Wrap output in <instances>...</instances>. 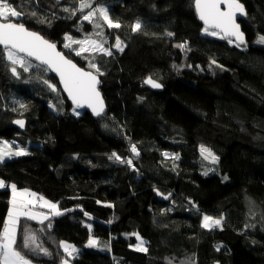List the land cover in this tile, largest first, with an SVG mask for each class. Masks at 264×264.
I'll list each match as a JSON object with an SVG mask.
<instances>
[{
    "label": "trees",
    "instance_id": "16d2710c",
    "mask_svg": "<svg viewBox=\"0 0 264 264\" xmlns=\"http://www.w3.org/2000/svg\"><path fill=\"white\" fill-rule=\"evenodd\" d=\"M240 1L247 10L239 20L247 46L237 48L203 34L194 0H97L119 29L84 21L88 9L63 11L75 0H10L17 10L23 5L37 13L14 21L40 32L84 69L95 72L90 63L100 68L107 105L103 117L87 110L77 116L49 70L31 60L32 69L18 68L16 78L0 60V137L29 150L0 162L7 185L0 188V231L11 184L63 210L52 215L37 203L33 211L49 214L48 220L21 218L20 227L34 230L51 253L22 248L18 236L27 259L61 264L67 254L59 242L66 241L79 249L68 257L72 264H264V44L257 43L264 35V0ZM41 18L47 22L39 23ZM137 20L142 29L132 32ZM66 35L111 46L113 54L77 56L80 45L65 48ZM117 36L123 52L113 47ZM184 41L190 50L175 46ZM211 59L223 68L209 69ZM148 76L163 89L147 87ZM42 81L55 84L57 92ZM18 119L24 129L14 123ZM201 145L218 162L204 160ZM113 152L131 158L135 168L110 160ZM156 190L172 196L164 200ZM205 214L223 216L222 227L203 228ZM134 233L147 240V252L132 247ZM91 235L99 247L87 246Z\"/></svg>",
    "mask_w": 264,
    "mask_h": 264
},
{
    "label": "snow or ice",
    "instance_id": "6c2138e0",
    "mask_svg": "<svg viewBox=\"0 0 264 264\" xmlns=\"http://www.w3.org/2000/svg\"><path fill=\"white\" fill-rule=\"evenodd\" d=\"M38 2V0H27V3L31 4ZM59 4L60 0H56ZM226 4V9H221V4ZM75 7H65L63 11L69 12L71 15H76L77 12L83 13L84 9H88L87 14L82 15L84 21H89L95 24L97 28L102 25L96 23V18L104 22L110 29H119L121 24L114 22L108 14V9L102 5L97 4V0H75ZM93 4H96L93 7ZM194 6L198 13V18L203 21V33L210 36H219L221 39H227L228 43L235 44L237 48L246 47L247 41L244 33L240 30V25L236 23L237 14L246 15L243 4L239 0H194ZM20 10H17V6L10 3V0H0V60H4L9 67L10 72L16 78L20 77L21 69L24 72H28L32 69L33 65L29 58H34L39 61V65L43 66L45 70L54 71L59 74L60 82L63 84V89L68 93L69 97L73 100L76 107L73 112L78 116L80 113L78 108H82L87 105L91 108L94 115L97 117H103L104 115V103L103 99L98 91V84L100 83L98 76L103 75L100 68L95 63H90V67L95 70L85 71L84 69L77 67L71 60H68L63 53L57 51V46L46 40L39 33L29 30L24 23L14 22L12 18L20 17H37L35 11L26 12L24 6L20 5ZM53 15H55L53 13ZM39 23L47 22L46 19H39ZM142 29V22L137 20L132 26V32H138ZM172 36L173 33H167ZM65 39L68 43L64 44L65 48H72L73 44L80 45L79 50H75L77 56L82 55L85 52L101 51L111 56V46L105 48L103 44L98 43L88 37L83 40H74L70 35H66ZM257 43L264 44V35H261ZM177 48L190 50L188 42L184 41L175 45ZM115 49L123 52L124 45L119 36L115 37ZM215 65L219 68H223V65H219L215 59H211L209 63V69ZM39 67V66H38ZM190 67V65H189ZM146 84L151 85L153 88H161L163 85L148 76L145 81ZM42 83L48 85L53 92H57L55 84H51L48 81H42ZM141 100L144 98L141 97ZM19 104L20 108H26L27 106L20 101H14ZM52 107H55L53 105ZM13 108L12 111H16ZM14 123L24 126V120L18 119ZM130 152L135 156H139V150L136 144L130 145ZM200 153L204 160H210L213 163L218 162L219 157L207 146H200ZM27 151L24 148H17L13 151L12 145L8 141H0V162H3L5 157L22 156L27 155ZM164 156H169V153H163ZM110 160L116 162L131 165L135 168L131 158L124 159L119 154L113 152L109 157ZM174 159H179L178 154H173ZM138 171V170H137ZM207 175V172L204 173ZM227 179V177H225ZM7 185L0 179V188H5ZM11 199L9 201L10 208L8 209L7 218L4 221L2 231H0V264H32V261L27 259L25 255H22L21 250H18L17 240L18 234L22 240V248L29 249L32 252L41 253L44 255H51L49 250L41 243L38 242L39 238L30 228L27 226L21 228L20 221L24 217L28 220H39L41 224L45 220L49 219V214L35 212L32 209L36 206L38 201L42 202V206L49 208L52 215H61L62 212L58 208V203H52L43 197H38L36 193L30 192L27 189L18 190L15 184L10 185ZM160 195H163L162 193ZM169 196L171 193L168 194ZM88 216V213H84ZM223 216L220 218H214L205 214L202 219V227L205 229H215L222 227ZM47 228H51V222L46 225ZM91 229V225H87ZM246 228L255 227L254 224L245 225ZM136 235L139 242L135 245L136 250L140 252H147L148 248L145 247L146 241L139 238ZM255 243V241H254ZM98 240L96 238H89L88 247H96ZM59 246L63 249V252L67 254L65 258L61 260V264H70L68 257H73L79 253V249L66 241H60ZM167 259V258H166ZM168 264H172L169 260Z\"/></svg>",
    "mask_w": 264,
    "mask_h": 264
},
{
    "label": "water",
    "instance_id": "95a60500",
    "mask_svg": "<svg viewBox=\"0 0 264 264\" xmlns=\"http://www.w3.org/2000/svg\"><path fill=\"white\" fill-rule=\"evenodd\" d=\"M239 2L242 4V2L239 0ZM244 6V5H243ZM226 4H221V9L222 10H225L226 9ZM244 9H245V7H244ZM245 12H246V9H245ZM245 17V15H240V14H237V16H236V23L237 24H239L240 25V30L243 32V27H242V25H241V23H240V19H242V18H244ZM15 22V21H14ZM202 22V24L204 25V23H203V21H201ZM26 26V25H25ZM27 27V26H26ZM28 28V27H27ZM29 30H31V31H34V32H37V33H39L41 36H43L40 32H38V31H36V30H33V29H30V28H28ZM244 33V32H243ZM44 37V36H43ZM46 40H48V41H50V42H52L51 40H49V39H47L46 37H44ZM227 40V39H226ZM52 43H54V42H52ZM56 46H57V44H56ZM2 47V46H1ZM57 51H59V52H61V53H63V55L68 59V60H71L74 64H76L77 65V67H80V68H82V69H84L83 67H81V66H79L72 58H70L67 54H65V52L63 51V50H61L58 46H57ZM30 60H32V61H34V62H36V63H38L39 64V61H36L34 58H29ZM85 71H90V70H87V69H84ZM50 71V70H49ZM53 75H55L57 78H58V80H59V85H60V87H61V89H62V91H63V93L65 94V96H66V98L69 100V102H70V104L73 106V107H76V105H75V103L73 102V100L69 97V95H68V93L63 89V84L60 82V77H59V74L58 73H56V72H54V71H50ZM98 79H99V81H100V83L98 84V86H97V88H98V91L100 92V95H101V97H102V99H103V103H104V107H105V110H104V113H105V111L107 110V105H106V102H105V99H104V97H103V93H102V91H101V80H100V77L98 76ZM155 80V79H154ZM145 81V80H144ZM157 81V80H156ZM157 82H159V81H157ZM160 83V82H159ZM144 84L147 86V87H149L150 89H153V90H162L163 89V86L161 87V88H153V87H151V85H148V84H146L145 82H144ZM161 84V83H160ZM79 109H81V110H87V111H89L95 118H98L96 115H94V113L92 112V110H91V108H89L87 105H85L84 107H82V108H79ZM19 128H21V129H24V127H25V123H24V126L23 127H21L20 125H18V124H16ZM156 193L158 194V197H160V198H163L164 200H169L170 198H171V196H172V194L169 196V195H160L162 192L161 191H158V190H156Z\"/></svg>",
    "mask_w": 264,
    "mask_h": 264
},
{
    "label": "rangeland",
    "instance_id": "374dc122",
    "mask_svg": "<svg viewBox=\"0 0 264 264\" xmlns=\"http://www.w3.org/2000/svg\"><path fill=\"white\" fill-rule=\"evenodd\" d=\"M243 4V3H242ZM244 5V4H243ZM244 7H245V5H244ZM246 9V8H245ZM246 12H247V10H246ZM96 23H99V24H101V20H99V18H96ZM203 34H205V33H203ZM205 35H207V34H205ZM208 36H210V35H208ZM211 37H219V36H211ZM220 38V37H219ZM83 40V39H82ZM101 44V43H100ZM114 44H115V42H114ZM123 45H124V43H123ZM104 46V45H103ZM125 46V45H124ZM105 47V46H104ZM114 47V46H113ZM106 48V47H105ZM114 49H115V47H114ZM115 50H117V49H115ZM19 68V67H18ZM75 108V107H74ZM73 108V109H74ZM77 111L80 113V111H82L81 109H77ZM74 113V112H73ZM75 114V113H74ZM76 115V114H75ZM0 141H8L9 142V144H11L12 145V148H13V151H15L18 147L19 148H24V149H26V151H27V153H29V150L27 149V148H25V147H20V146H17L16 144H17V142L16 141H11V140H7V139H4V138H1L0 137ZM216 155V154H215ZM217 156V155H216ZM13 157H17V156H12V157H5V159H10V158H13ZM4 159V160H5ZM208 161H210V160H208ZM210 162H212V161H210ZM213 163V162H212ZM17 189L18 190H24V189H26V188H18L17 187ZM27 190H29L30 192H33V193H35L34 191H32V190H30V189H27ZM36 205H38V204H36ZM42 206V205H41ZM32 210H38V209H36L35 207L32 209ZM60 210V209H59ZM61 212H63V210H60ZM43 212V211H42ZM49 214H51V212L49 213ZM39 224H40V221L39 220H36ZM91 225V224H90ZM92 226V225H91ZM92 229V228H91ZM33 232H35L34 230H32ZM40 233V232H39ZM35 234L37 235V233L35 232ZM18 236H19V234H18ZM38 236V235H37ZM139 236V235H138ZM39 238V237H38ZM91 238H96L97 239V237H95L94 235H91ZM139 238H142L144 241H146V244H145V247H147V240L145 239V238H143V237H141V236H139ZM38 242L39 243H41L42 244V242L40 241V239L38 240ZM139 242V240L136 242V244ZM18 243H19V241H17V245H18ZM135 244V245H136ZM135 245H133L132 247L134 248V249H136L135 248ZM44 247V246H43ZM96 247H99V244L96 246ZM23 255V254H22ZM77 254H75L74 256H76ZM47 256V255H46ZM50 256V255H49ZM70 258H72V257H70ZM32 264H36V263H34V262H32ZM70 264H72L71 262H70Z\"/></svg>",
    "mask_w": 264,
    "mask_h": 264
},
{
    "label": "built area",
    "instance_id": "2783aa9c",
    "mask_svg": "<svg viewBox=\"0 0 264 264\" xmlns=\"http://www.w3.org/2000/svg\"><path fill=\"white\" fill-rule=\"evenodd\" d=\"M38 197H41V196L39 195ZM37 203H38V204H41L42 202H41V201H38Z\"/></svg>",
    "mask_w": 264,
    "mask_h": 264
},
{
    "label": "bare ground",
    "instance_id": "6f19581e",
    "mask_svg": "<svg viewBox=\"0 0 264 264\" xmlns=\"http://www.w3.org/2000/svg\"><path fill=\"white\" fill-rule=\"evenodd\" d=\"M14 21V20H13ZM16 22V21H15Z\"/></svg>",
    "mask_w": 264,
    "mask_h": 264
}]
</instances>
